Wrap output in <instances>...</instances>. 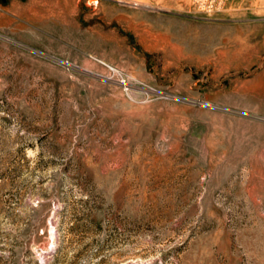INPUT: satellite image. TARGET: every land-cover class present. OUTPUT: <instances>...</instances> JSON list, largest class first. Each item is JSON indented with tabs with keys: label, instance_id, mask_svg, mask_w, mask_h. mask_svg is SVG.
<instances>
[{
	"label": "rangeland",
	"instance_id": "1",
	"mask_svg": "<svg viewBox=\"0 0 264 264\" xmlns=\"http://www.w3.org/2000/svg\"><path fill=\"white\" fill-rule=\"evenodd\" d=\"M0 264H264V0H0Z\"/></svg>",
	"mask_w": 264,
	"mask_h": 264
}]
</instances>
